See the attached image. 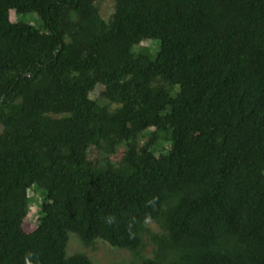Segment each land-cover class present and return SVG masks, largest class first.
Returning <instances> with one entry per match:
<instances>
[{"label":"trees","instance_id":"trees-1","mask_svg":"<svg viewBox=\"0 0 264 264\" xmlns=\"http://www.w3.org/2000/svg\"><path fill=\"white\" fill-rule=\"evenodd\" d=\"M99 2L0 0V264H264V0Z\"/></svg>","mask_w":264,"mask_h":264},{"label":"rangeland","instance_id":"rangeland-1","mask_svg":"<svg viewBox=\"0 0 264 264\" xmlns=\"http://www.w3.org/2000/svg\"><path fill=\"white\" fill-rule=\"evenodd\" d=\"M98 6L100 8L102 16L106 20H110L115 12V2L114 0H100L98 3ZM23 20L30 22L37 27H40L42 25V21L39 18V16L36 13L29 14L27 16H23ZM142 46L151 47V51L153 52V55H155L158 52V49H160V41H150L146 40L142 44ZM104 87L99 86L93 93H91V98L97 99L100 95V92L102 91ZM102 104H109L111 108H116L118 105L110 103L108 101H101ZM154 129H151L150 131L146 132L141 137V144H144L150 139L151 132H153ZM3 132V126L0 123V135ZM162 143L166 145L168 148L170 146V143L168 141H165L162 139ZM30 197L31 201L29 204V217L30 219L36 223L40 216H42L41 212V206L44 203V201L47 199V196L45 192L40 189L39 186H36L35 189H32L30 191ZM153 231H159V226L152 222L149 224ZM70 241L68 245V255H74L77 253H85L88 255L95 264H130L134 262H138L140 258L136 254H134L130 250H123L119 248L112 247L111 245L107 244L104 241H98L93 246H86L78 237L76 233H70ZM147 245L145 250L143 251L144 257H152L154 254L155 246L147 240Z\"/></svg>","mask_w":264,"mask_h":264}]
</instances>
